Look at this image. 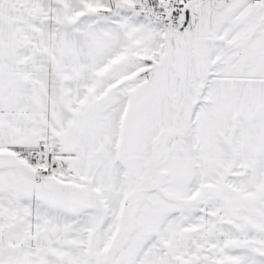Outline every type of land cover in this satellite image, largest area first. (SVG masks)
<instances>
[{"label":"snow or ice","instance_id":"6c2138e0","mask_svg":"<svg viewBox=\"0 0 264 264\" xmlns=\"http://www.w3.org/2000/svg\"><path fill=\"white\" fill-rule=\"evenodd\" d=\"M0 264H264V0H0Z\"/></svg>","mask_w":264,"mask_h":264}]
</instances>
